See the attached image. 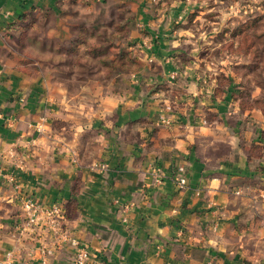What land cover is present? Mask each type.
Wrapping results in <instances>:
<instances>
[{
	"label": "crops",
	"instance_id": "0c3cea01",
	"mask_svg": "<svg viewBox=\"0 0 264 264\" xmlns=\"http://www.w3.org/2000/svg\"><path fill=\"white\" fill-rule=\"evenodd\" d=\"M153 4L0 0L1 263L71 264L83 242L87 264H264V114L182 60L178 15ZM33 16L58 39L104 28L138 66L89 61L71 91L12 47ZM24 196L67 216L25 225Z\"/></svg>",
	"mask_w": 264,
	"mask_h": 264
},
{
	"label": "rangeland",
	"instance_id": "374dc122",
	"mask_svg": "<svg viewBox=\"0 0 264 264\" xmlns=\"http://www.w3.org/2000/svg\"><path fill=\"white\" fill-rule=\"evenodd\" d=\"M152 2L178 15L179 32L184 41L181 46L185 51L180 55L182 60L201 63L204 75L215 78L218 94L231 93L244 108L264 109V0ZM119 16V12L112 13L113 19ZM121 25L116 20L110 22L115 33L124 30ZM48 29L49 21L33 16L19 28L12 47L23 60L32 62L35 71L36 61L45 59L44 64H50L51 60L62 64V74L68 78L71 91L95 72L89 68V61L103 63L107 46L114 45L113 40L105 36L104 28L93 29L91 34L86 29L84 36L59 39L55 35L48 36ZM119 55L113 52L108 59H115L118 64ZM127 57L132 59L129 67L138 66L135 56ZM72 77L76 78L72 80Z\"/></svg>",
	"mask_w": 264,
	"mask_h": 264
},
{
	"label": "built area",
	"instance_id": "2783aa9c",
	"mask_svg": "<svg viewBox=\"0 0 264 264\" xmlns=\"http://www.w3.org/2000/svg\"><path fill=\"white\" fill-rule=\"evenodd\" d=\"M1 79V75H0ZM184 178L179 179V185L183 186ZM22 208L25 212V225L35 226L39 220L43 219L48 227L57 228V218L62 215V207L60 205L45 206L36 198L24 196L22 198ZM75 251L71 257V264H87L90 261V249L83 242H73ZM0 264H5L1 263Z\"/></svg>",
	"mask_w": 264,
	"mask_h": 264
},
{
	"label": "trees",
	"instance_id": "16d2710c",
	"mask_svg": "<svg viewBox=\"0 0 264 264\" xmlns=\"http://www.w3.org/2000/svg\"><path fill=\"white\" fill-rule=\"evenodd\" d=\"M120 55V61L118 62V64H116L115 62H117V60H115V59H108V56L105 54L104 55V58H105V61H102L103 63H106L107 65H111V67L113 68V67H123V68H125V67H127V69L129 68V69H135L137 66H134V65H132V67H129V63H131L132 62V59L130 58V57H127L128 55L126 54V53H119ZM123 58H124V60H123ZM216 92H217V88H216ZM218 93V92H217ZM235 99H236V97H234ZM238 105H239V107L241 108V109H245V108H252V107H256V108H259V109H261L262 110V112H263V114H264V109L263 108H261V107H258V106H250V107H242L241 106V104L238 102ZM252 149L253 150H255V149H257V146H255V145H253L252 146ZM67 215L65 214V212L63 211V213H62V215L60 216L61 218H65Z\"/></svg>",
	"mask_w": 264,
	"mask_h": 264
}]
</instances>
